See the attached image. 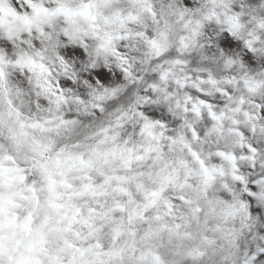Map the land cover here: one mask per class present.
<instances>
[{"label":"snow or ice","instance_id":"1","mask_svg":"<svg viewBox=\"0 0 264 264\" xmlns=\"http://www.w3.org/2000/svg\"><path fill=\"white\" fill-rule=\"evenodd\" d=\"M0 264H264V0H0Z\"/></svg>","mask_w":264,"mask_h":264}]
</instances>
